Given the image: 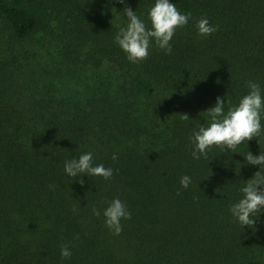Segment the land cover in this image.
I'll return each instance as SVG.
<instances>
[{
  "label": "trees",
  "instance_id": "1",
  "mask_svg": "<svg viewBox=\"0 0 264 264\" xmlns=\"http://www.w3.org/2000/svg\"><path fill=\"white\" fill-rule=\"evenodd\" d=\"M169 2L190 14L171 53L153 42L133 64L115 43L123 8L150 28L155 0H0V264H264V214L242 228L230 212L264 176L246 160L264 153V113L235 153L191 154L217 97L236 106L249 81L264 97V0ZM201 18L217 30L199 36ZM87 152L110 179L67 176ZM117 198L130 218L114 235Z\"/></svg>",
  "mask_w": 264,
  "mask_h": 264
},
{
  "label": "clouds",
  "instance_id": "2",
  "mask_svg": "<svg viewBox=\"0 0 264 264\" xmlns=\"http://www.w3.org/2000/svg\"><path fill=\"white\" fill-rule=\"evenodd\" d=\"M120 2L124 3V0ZM123 13L127 24L115 36V43L133 64L147 59L153 42L165 54H170L172 51L170 41L175 31L184 27L190 19V14H181L175 4L170 3L169 0H155L154 6L148 13L150 28L126 4ZM196 27L198 35L203 37L217 30L209 24L207 18L197 21ZM247 87L249 92L240 99L238 105L231 106L230 101L226 102L225 96L217 97L215 105L204 112L209 117L210 124L208 127L200 126L192 134L193 159H206L208 151L213 146L220 148L222 153H235L238 145L253 140L261 134L264 97L261 95L258 83L249 81ZM226 103L229 104L227 112H225ZM180 117L185 121L190 120L187 114H180ZM115 159L117 157L114 155L113 160ZM246 160L248 165L264 167V153L254 156L247 151ZM64 172L74 179H78L83 174L108 180L113 175L111 168H105L103 164H94L91 152L80 155L78 159L65 161ZM80 183L83 184V180H80ZM190 183L191 178L187 175L180 180L184 189H187ZM241 192L243 198L231 206L230 212L242 228L245 226L250 228L253 227L258 216L264 214V176L257 171L253 178L246 182ZM93 214L99 216L100 212L93 209ZM103 216L105 226L114 235H119L122 231L121 220L129 219L130 213L124 203L117 198L104 209ZM60 254L62 258L71 256L67 245L61 247Z\"/></svg>",
  "mask_w": 264,
  "mask_h": 264
},
{
  "label": "rangeland",
  "instance_id": "3",
  "mask_svg": "<svg viewBox=\"0 0 264 264\" xmlns=\"http://www.w3.org/2000/svg\"><path fill=\"white\" fill-rule=\"evenodd\" d=\"M53 50H54V48L51 47V48H50L51 55H50V54H48V52L46 51L45 48H42V51H43L44 56L41 57V60H40L38 63H40V64H42V63H45V64H52V62H53V56H52V55L55 54V53H53ZM38 63H37V64H38ZM68 86H69V85H68ZM69 87H70V86H69ZM74 88H76V85H74Z\"/></svg>",
  "mask_w": 264,
  "mask_h": 264
}]
</instances>
